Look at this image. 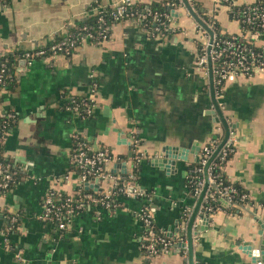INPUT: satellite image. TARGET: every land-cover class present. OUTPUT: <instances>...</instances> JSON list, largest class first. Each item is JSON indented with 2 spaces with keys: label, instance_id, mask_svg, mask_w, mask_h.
I'll return each instance as SVG.
<instances>
[{
  "label": "crops",
  "instance_id": "1",
  "mask_svg": "<svg viewBox=\"0 0 264 264\" xmlns=\"http://www.w3.org/2000/svg\"><path fill=\"white\" fill-rule=\"evenodd\" d=\"M120 1L12 0L10 8L0 12V57L71 34L94 4L109 7ZM194 1L210 15L218 8L222 32H241L227 6H218L216 0ZM173 25L179 29L151 34L133 20H122L102 43L84 40L69 54L37 57L31 63L20 59L17 84L0 93V113L14 114L4 154L22 174L12 191L0 194V264H188L187 249L177 244L148 257L145 226L138 217L149 206L159 229L172 232L174 239L186 233L183 210L196 203L187 185L191 165L205 146L225 134L211 114L210 81L198 63V22L179 10ZM260 44L264 46V40ZM89 96L91 115L68 108L70 99ZM216 97L228 124L235 126L234 151L223 173L228 182L247 190L248 201L231 213V203L219 198L208 229L195 239V264H254L242 246L258 248L264 229V72L230 77ZM132 133L146 151L137 166L144 197H125L114 211L88 208L66 230L41 219L43 198L50 190L73 194L78 188L71 161L74 136L112 150L117 161L110 168L118 164L116 172L122 174L121 160L130 155L127 138ZM197 145L200 150L192 152ZM166 148H186L189 153L167 169L154 161L165 156Z\"/></svg>",
  "mask_w": 264,
  "mask_h": 264
},
{
  "label": "built area",
  "instance_id": "2",
  "mask_svg": "<svg viewBox=\"0 0 264 264\" xmlns=\"http://www.w3.org/2000/svg\"><path fill=\"white\" fill-rule=\"evenodd\" d=\"M187 2L194 11L197 12L195 1L187 0ZM224 2L231 3L232 6L239 4V0H216L218 6ZM11 3L12 0H0V12L8 10ZM132 4V0H122L109 6L111 9L109 11L105 10V7H101L99 11V21L101 24L98 30L95 31L92 27L84 26L82 30H84L85 33L81 36L71 33L61 40H57V38L54 37L50 45L37 46L33 50L18 55V58L26 59L31 63L33 59L37 57L45 59L49 56L57 55L58 53L69 54L84 40L102 43L110 38L114 24L122 20H133L151 34L159 32V28L154 31L144 23L147 16L150 14V10L147 12H131ZM216 9L217 8L213 10V13ZM243 9L244 10L241 12L242 22L256 29L244 35L246 40L250 43L239 42L237 36L231 38L224 36L226 35L224 32H221L219 35L214 30V23L206 22L215 33L214 39L211 42L210 34L198 23V33L203 40V50L199 52L198 63L205 76L209 78L208 65L209 57L211 56L215 86L216 84L218 85L222 82H226L232 76H246L250 71H254V73L264 72V52L260 53L255 49V46L264 40V8L262 7L261 0H253L251 2H246ZM168 10L169 12L165 14L155 13L154 19L160 21L161 16L164 15L166 18L163 22L165 24V30L177 31L179 28L173 25L175 13L179 10H186L188 13H190V11L185 0H170L168 3ZM136 14L137 17H135ZM106 16L109 18L108 21L105 18ZM48 52H51V54L49 55ZM2 67V72H4L5 64H2ZM14 74L16 76V71ZM2 77L3 75L0 76V84H4ZM4 90H6L5 87L0 90V93ZM91 96L80 100H75V98L70 99L68 108L75 110L81 116L91 115L93 111V99ZM2 116L7 119H14V114L9 111L3 113ZM74 138L75 145L71 155V161L73 164V171L78 176V188L73 194H65L55 189L50 190L43 198V210L40 215L41 219L56 224L61 230L68 229L73 219L88 208L102 206L109 211H114L123 206L124 202L121 200L122 196L127 198L145 196L144 191L138 183V176L135 170L146 157V151L143 149L141 138L136 133H132L127 138L130 155L121 160L125 162L126 166L128 164L126 172H122V174L110 168V164L117 161L112 150L103 146L95 147L81 135H76ZM220 141H218L217 144L212 143L203 148L206 155L203 158V168L201 169L203 177L197 182L198 195H200L205 185V166L214 154ZM233 151L234 148L230 138L223 146L218 156L221 157V160H224L228 154ZM1 153L2 151L0 150V158ZM212 164L213 163L210 164L208 169L210 186H215L219 197L225 198L231 202L236 190L232 186H221L217 181V178L220 176L211 171ZM17 172L18 169L13 170L9 166L3 165L0 161V188L9 187V185L15 181L18 174ZM96 184H98L97 188L94 187ZM86 186H88V188H86ZM211 196H215V194L212 193ZM246 196L247 195L244 194L242 198H246ZM208 197L209 195L207 194L206 199ZM211 208L212 207H209V210ZM138 217L145 226L143 247L148 257H154L163 252H169L173 249L174 244L186 240L185 232L178 235L177 240H175L173 236L169 235L170 233L159 228L156 229L153 213L149 206H146L138 214ZM15 222L16 219L12 218V223L14 224Z\"/></svg>",
  "mask_w": 264,
  "mask_h": 264
},
{
  "label": "trees",
  "instance_id": "3",
  "mask_svg": "<svg viewBox=\"0 0 264 264\" xmlns=\"http://www.w3.org/2000/svg\"><path fill=\"white\" fill-rule=\"evenodd\" d=\"M170 0H163L161 2H153L150 4H146V3H133L132 4V8H131V12H147L148 10H150V14L147 16L146 20H145V24L151 28V30H156L157 28H159V32L157 33H170L169 29L165 30V24L163 23L166 18L164 15L161 16V20L160 21H156L154 19V14L155 13H159V14H165L168 13V3ZM245 3L242 4H237L235 6H232L231 3H221V5H225L229 8L230 11V15L232 16V18H234L235 20H237L240 23L241 26V32L239 34H226L224 36L227 37H233V36H237L238 37V41L241 43H250L248 40H246V38L244 37V35L247 34V32H253L256 29L250 25L244 24L242 22V10H244L243 8L245 7ZM261 4L262 7L264 8V0H261ZM102 6L101 4H94L92 6V12L87 14L86 17L83 20H79L76 22V28L71 31L70 33L73 34H77L78 36H81L85 33L84 30H82V28L84 26H89L92 27L93 30H98L99 25L101 24L100 20V13L99 11L101 10ZM196 10H197V14L201 16V18L208 23H214L215 25V32H217L219 35L222 32L221 28L218 24V22L216 21V14H217V10L218 8L214 11L213 14H209L202 6H200L199 4L196 3L195 5ZM105 10H111L110 7H105ZM135 17H137V14L135 15ZM106 20L108 21L109 18L108 16L105 17ZM69 34H60L58 35L56 38L57 40H61L63 38H65L66 36H68ZM51 44V41L48 43V45ZM198 48H199V52H201L203 49V40L199 39L198 41ZM255 49L258 52H264V46H262L260 43L257 44L255 46ZM49 53V52H48ZM22 54L21 52H16V54H9L7 55V57L3 56L0 57V76L3 75L2 80L4 84H0V90L5 87L6 90H11L15 87V85L17 84V77L15 76V70L18 67V65L20 64V59L18 58V55ZM51 54V52L49 53V55ZM2 64H5V71L2 72ZM254 74V71H250L249 73L246 74V76H251ZM10 75V77H9ZM225 85V82H222L221 84H216L215 89H216V94L222 95L223 94V87ZM75 100H80V99H76ZM7 112V111H6ZM3 113L5 112H1L0 113V150L2 151L1 153V158L0 161L2 162L3 165L5 166H9L10 168H12L13 170L17 169V167L14 165V162L7 158L4 154V140H5V136L7 131L10 130V128L13 125L12 120L13 119H7L6 117H3ZM218 141H215L213 144H217ZM206 153L205 151L202 149L200 151L199 157L197 162H195L194 164L191 165L190 168V172H189V176H188V180H187V185L192 193V195L194 196V202H196L197 198H198V194H197V182L203 177L201 169L203 168V158L205 157ZM232 153L228 154V156L224 159L221 160L220 156H217L214 160H213V164L211 166V171L214 174H218L220 177L217 178V181L221 184V186H232L233 188H235L236 192L234 193L233 199L230 202L231 205L229 207V212L231 213H235L237 212V210H239V207L243 204H245L248 201V193L247 190L241 185V184H231L230 182H228V180L226 179L224 173H223V167L225 166L226 162L230 159ZM125 157V156H124ZM136 174H137V169L135 170ZM17 176L14 182H12L9 187L7 188H0V194H8L10 191H12L15 186L21 181L22 178V174L18 169L17 172ZM212 193L215 194V196H211ZM246 194V198H242V196ZM208 195L209 197L205 200L204 202V210H203V214L206 216H209L217 210V208L220 205V201H219V196L218 193L216 192V188L215 186H210L209 191H208ZM125 197L122 196V199H124ZM121 199V200H122ZM194 204V203H193ZM192 204V205H193ZM192 207V206H191ZM209 207H212L209 210ZM193 209V208H192ZM191 208L185 209L183 210V219L182 221L184 222H188L191 211ZM156 229H158L157 226H155ZM186 239V236H185ZM175 240H177V237L175 238Z\"/></svg>",
  "mask_w": 264,
  "mask_h": 264
},
{
  "label": "water",
  "instance_id": "4",
  "mask_svg": "<svg viewBox=\"0 0 264 264\" xmlns=\"http://www.w3.org/2000/svg\"><path fill=\"white\" fill-rule=\"evenodd\" d=\"M186 5L191 13V15L197 20V22L210 34L211 42L214 39V31L212 28L201 19V17L194 11V9L190 6V4L185 0ZM210 51V47H209ZM209 81H210V89H211V98L214 104V110H212L211 114L215 116V122L222 123L225 128V134L222 140L220 141V144L216 148L214 154L209 159L205 166L204 170V176H205V185L198 196L196 203L191 211L187 227H186V240L183 242H179L177 245L180 247H183L184 249H187L188 251V264H195V239L199 237V234L201 231L208 229V223L210 222V217L203 214L204 210V202L206 200V196L208 194L209 188H210V180H209V174L208 169L210 167V164L213 162V160L219 155L220 151L222 150L223 146L226 144V142L231 138L232 130L235 128L234 125H229L227 120L225 119L222 110L220 108V105L218 103L217 97H216V89H215V83H214V76H213V67H212V60L211 56L209 57ZM169 150L166 152L165 156L160 159L154 160L156 164H158L161 167H166L169 169L171 166H174L177 159H186L189 153V150L186 148H178L176 149V152L173 151L172 148H166ZM200 150V146H195L192 148V152H196ZM118 164L115 165V170ZM123 168V172H126V164H121ZM95 188L98 187V184L94 186ZM88 188V186H86ZM200 219V231L198 230L196 226L197 220ZM264 228V224H261ZM260 234L262 235L261 244L258 248H254L252 244L245 243L243 244L242 248L245 253H247L251 258L254 264H264V229L261 230ZM170 236H173V233L170 232Z\"/></svg>",
  "mask_w": 264,
  "mask_h": 264
}]
</instances>
